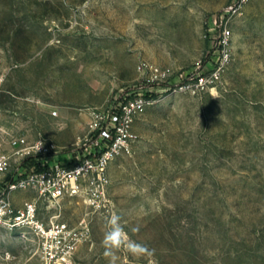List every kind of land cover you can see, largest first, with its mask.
<instances>
[{
    "label": "rangeland",
    "instance_id": "rangeland-1",
    "mask_svg": "<svg viewBox=\"0 0 264 264\" xmlns=\"http://www.w3.org/2000/svg\"><path fill=\"white\" fill-rule=\"evenodd\" d=\"M231 1L0 0V152L7 136L23 135L67 161L89 109L154 95L130 154L109 166L110 209L61 204L64 221L90 231L72 264H109L114 213L128 239L155 252L137 257L124 245L116 264H264V0L232 22V61L212 92L166 91L138 71L166 70L172 84L199 72L205 22ZM0 264L41 262L31 240L0 229Z\"/></svg>",
    "mask_w": 264,
    "mask_h": 264
},
{
    "label": "built area",
    "instance_id": "built-area-1",
    "mask_svg": "<svg viewBox=\"0 0 264 264\" xmlns=\"http://www.w3.org/2000/svg\"><path fill=\"white\" fill-rule=\"evenodd\" d=\"M248 1L232 0L227 9L206 20L203 36L208 50L199 72L172 84L166 70L141 64L138 71L152 85L166 84V91L212 92L232 61L231 24ZM153 101L146 94H127L106 108L89 109L87 134L67 161H56L54 146L42 138L30 141L23 135L7 136L6 148L0 152V208L7 205L0 213V229L31 240L41 264H72L90 231L84 222L73 226L64 221L61 204L79 199L95 212L110 209L109 166L115 158L130 154L134 122ZM24 192L34 197L16 204L14 196ZM40 206L46 218L39 217ZM52 210L56 212L50 214Z\"/></svg>",
    "mask_w": 264,
    "mask_h": 264
},
{
    "label": "clouds",
    "instance_id": "clouds-1",
    "mask_svg": "<svg viewBox=\"0 0 264 264\" xmlns=\"http://www.w3.org/2000/svg\"><path fill=\"white\" fill-rule=\"evenodd\" d=\"M6 207L7 205H5V208ZM5 208H0V213L4 212ZM104 244L106 247L105 255L110 258L109 264H116L118 260L116 251L124 245L127 246L131 254L137 257H151L155 254L154 249L127 238L125 229L121 224V217L116 213L112 214L107 220V231L104 234Z\"/></svg>",
    "mask_w": 264,
    "mask_h": 264
},
{
    "label": "crops",
    "instance_id": "crops-1",
    "mask_svg": "<svg viewBox=\"0 0 264 264\" xmlns=\"http://www.w3.org/2000/svg\"><path fill=\"white\" fill-rule=\"evenodd\" d=\"M14 200L16 204H20L21 202L19 201V196L15 195Z\"/></svg>",
    "mask_w": 264,
    "mask_h": 264
},
{
    "label": "trees",
    "instance_id": "trees-1",
    "mask_svg": "<svg viewBox=\"0 0 264 264\" xmlns=\"http://www.w3.org/2000/svg\"><path fill=\"white\" fill-rule=\"evenodd\" d=\"M153 97H154L153 94L146 93V98H153Z\"/></svg>",
    "mask_w": 264,
    "mask_h": 264
}]
</instances>
